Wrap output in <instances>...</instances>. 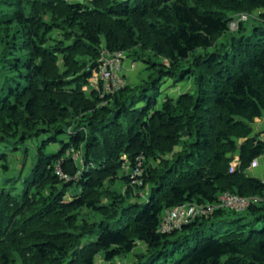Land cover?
<instances>
[{
    "label": "trees",
    "instance_id": "trees-1",
    "mask_svg": "<svg viewBox=\"0 0 264 264\" xmlns=\"http://www.w3.org/2000/svg\"><path fill=\"white\" fill-rule=\"evenodd\" d=\"M255 9L252 30L230 31ZM102 48L144 77L88 91ZM263 113L264 0H0V264H264L261 202L159 230L177 204L264 195L246 171Z\"/></svg>",
    "mask_w": 264,
    "mask_h": 264
},
{
    "label": "built area",
    "instance_id": "built-area-1",
    "mask_svg": "<svg viewBox=\"0 0 264 264\" xmlns=\"http://www.w3.org/2000/svg\"><path fill=\"white\" fill-rule=\"evenodd\" d=\"M236 24L235 20L231 24ZM124 51H109L102 48L100 51L98 69L94 72L91 80L93 87H95L101 96L107 93H113L118 90L126 82L123 72V60L125 59ZM100 83V85H99ZM136 173L140 174V169L135 168ZM56 173L60 176H65L60 167L57 166ZM137 179H134L135 181ZM141 182V181H138ZM258 197L255 195H240L229 191H223L218 195V199L214 203H197L188 202L177 204L168 208L159 225V230L162 232L170 231L174 227H178L183 223H187L197 216L211 214L216 208H231L245 209L250 204L258 203Z\"/></svg>",
    "mask_w": 264,
    "mask_h": 264
},
{
    "label": "rangeland",
    "instance_id": "rangeland-1",
    "mask_svg": "<svg viewBox=\"0 0 264 264\" xmlns=\"http://www.w3.org/2000/svg\"><path fill=\"white\" fill-rule=\"evenodd\" d=\"M257 13H258V10H256V9L253 10L252 12L240 11V12L233 13V19L232 20H235L236 24H234V23L231 24V22L229 23L230 31L234 30V29H236L238 27V22L239 21H243L244 22L243 24H244V26L247 27L248 31L252 30L253 26L256 24L255 20L257 19V17H256ZM224 38H225V36H221L218 39V42H222L224 40ZM206 49L207 50H212L213 47L210 46V47H207ZM200 50H203V48H196L195 49L196 52H198ZM124 53L126 54V52H124ZM125 58L126 59L123 60V64H125L127 62L128 69H129V70H127V74L125 75V77H126V79H128V81L133 82V83H137L138 81H140V79L142 77H144V74H145L144 71H146L145 70L146 69V64L144 62H142L141 60H133L131 58H128V57H126V55H125ZM151 59L152 60H157V61L161 60L164 63L168 64V60L166 58L161 57V56H158V57L157 56H152ZM192 82H193L192 77L186 78V79H184L182 81H174L173 78H165V80L161 82V86H160L161 93L159 94V98L160 97L162 98L163 94L176 95V94L182 92L184 89L191 88ZM92 86H93L92 80L90 79V83H89V85L86 86V89L88 91H90V88ZM9 155H10V157H9L10 162L13 163V165L15 166L13 168H16L17 166H20L19 162L22 160V155L20 153H18V151H13V152L9 153ZM79 161L81 162V159ZM235 164H236V162H235ZM124 167L125 168H123V170L125 172H130L131 171L132 174L136 173L135 169L134 170L133 169L130 170L128 166H124ZM138 175L139 174H136V176H138ZM136 179L137 180H135L133 182L134 184L135 183L136 184L141 183V182H138V181H140V180H138V178H136ZM119 187H121V189L123 191L125 190V186L124 185H120ZM254 195L258 197L259 202L264 204V195H259V194H254ZM66 197L67 198L71 197L70 196V192H68L66 194ZM222 208H224V207H222ZM227 209H229L231 211H234L236 213L242 212L241 214H238V215H244V216H248L249 215L248 212H245V209H239L238 211L236 209H231V208H227ZM225 215H227L229 217L230 216L234 217L237 214H233V213H229L228 214L227 213ZM90 219H92V216H90ZM263 226H264V222H261L259 227H263ZM133 256H134L133 253H129L127 256H124V255L123 256H118V257H116L114 259V262H115V264H117V263L129 264L131 261H133V259H134ZM96 264H103V259H101L100 256L96 257Z\"/></svg>",
    "mask_w": 264,
    "mask_h": 264
},
{
    "label": "crops",
    "instance_id": "crops-1",
    "mask_svg": "<svg viewBox=\"0 0 264 264\" xmlns=\"http://www.w3.org/2000/svg\"><path fill=\"white\" fill-rule=\"evenodd\" d=\"M123 66V72L124 75H126L127 70H129L127 62ZM252 126L253 131L258 133L260 139L264 140V113L260 117L254 119ZM236 158L238 157L236 156ZM246 171L264 182V154L255 158Z\"/></svg>",
    "mask_w": 264,
    "mask_h": 264
},
{
    "label": "water",
    "instance_id": "water-1",
    "mask_svg": "<svg viewBox=\"0 0 264 264\" xmlns=\"http://www.w3.org/2000/svg\"><path fill=\"white\" fill-rule=\"evenodd\" d=\"M232 166H233V167H235V166H236L235 162H232Z\"/></svg>",
    "mask_w": 264,
    "mask_h": 264
}]
</instances>
